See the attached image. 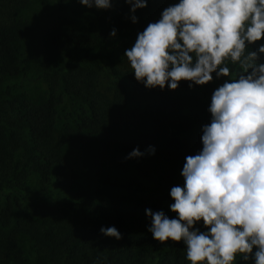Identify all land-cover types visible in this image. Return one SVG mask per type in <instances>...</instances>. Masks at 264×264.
<instances>
[{
  "label": "trees",
  "instance_id": "obj_1",
  "mask_svg": "<svg viewBox=\"0 0 264 264\" xmlns=\"http://www.w3.org/2000/svg\"><path fill=\"white\" fill-rule=\"evenodd\" d=\"M175 2L148 0L132 24L123 0L108 11L25 0L0 22V264H190L182 242L153 240L144 209L175 215L169 189L183 184L184 157L201 147L222 80L146 89L130 66L114 64L146 17L155 22ZM85 61L104 63L109 93ZM65 144L75 145L74 158L65 159ZM149 145L154 155L124 159Z\"/></svg>",
  "mask_w": 264,
  "mask_h": 264
},
{
  "label": "clouds",
  "instance_id": "obj_2",
  "mask_svg": "<svg viewBox=\"0 0 264 264\" xmlns=\"http://www.w3.org/2000/svg\"><path fill=\"white\" fill-rule=\"evenodd\" d=\"M123 2L126 19L136 24L148 0ZM78 3L103 11L114 6V0ZM116 36L113 27L109 37ZM122 58L146 89L222 80L210 96L201 147L184 157L183 184L169 189L175 215L145 208L147 232L161 243L182 242L190 264H264V0H177L137 32ZM226 61L237 70L230 74ZM146 154L154 155V146L135 147L124 159ZM99 232L121 239L115 226Z\"/></svg>",
  "mask_w": 264,
  "mask_h": 264
},
{
  "label": "rangeland",
  "instance_id": "obj_3",
  "mask_svg": "<svg viewBox=\"0 0 264 264\" xmlns=\"http://www.w3.org/2000/svg\"><path fill=\"white\" fill-rule=\"evenodd\" d=\"M24 1L25 0H0V22L8 21L16 12V9L23 5ZM149 22H152V18L146 17L144 22L145 27ZM85 63H90L94 66L98 75L99 88L102 91L109 93V87L112 86L113 81L106 72L104 63L102 61H85ZM114 64L116 67L119 68L129 67L127 61L122 58L119 54L114 55ZM75 153L76 147L74 144H65L63 146V155L66 160H69V158H74ZM28 259L31 261L30 257Z\"/></svg>",
  "mask_w": 264,
  "mask_h": 264
}]
</instances>
